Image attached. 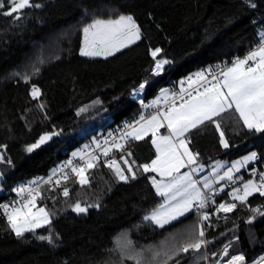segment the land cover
<instances>
[{
	"label": "trees",
	"instance_id": "16d2710c",
	"mask_svg": "<svg viewBox=\"0 0 264 264\" xmlns=\"http://www.w3.org/2000/svg\"><path fill=\"white\" fill-rule=\"evenodd\" d=\"M39 8L22 10L19 20L5 16L10 7L0 9V148L12 163L0 162L2 192L0 201L16 192L22 180L47 175L101 128L119 124L140 113L133 89L144 80L147 99L159 97L163 87L181 85L193 71L219 60L244 55L264 33V0H33ZM131 14L140 26L142 38L114 56L80 55L82 28L95 18L116 19ZM173 63L160 76L152 74L155 48ZM38 69V71H37ZM31 76L29 82L24 77ZM42 92L31 97V86ZM99 101L100 103H94ZM43 104L41 108L39 105ZM81 108L87 111L80 112ZM230 148L220 144L219 131L206 123L192 133L190 146L199 152V162L232 160L249 151L264 163V133L250 132L227 112L218 117ZM83 129L88 130L82 136ZM60 134L32 152L29 145L45 133ZM149 134L131 141L129 163L135 165L155 158ZM125 153L116 150L120 166ZM133 166L137 179L125 183L100 159L88 171L90 183L79 185L71 178L66 185L45 184L39 188L38 207L50 213L52 224L17 237L0 215V264H135L128 256H138L141 264H163L165 253L173 254L196 235L199 216L192 211L163 228L148 215L162 201L152 185L151 173ZM245 175L246 171L244 170ZM67 186L69 197L62 195ZM231 202V197H225ZM89 207L87 213L75 212L74 205ZM251 208L264 211V196H250L247 205L237 202L230 213L219 212L207 221V249L200 253H181L180 264H215L232 255L243 254L253 262L264 252V217L249 223ZM58 233L54 243L37 236ZM231 242L229 257L222 255ZM156 252L160 255L153 259ZM216 253V256L212 254ZM202 255H207L204 260ZM168 264H175L169 261Z\"/></svg>",
	"mask_w": 264,
	"mask_h": 264
},
{
	"label": "snow or ice",
	"instance_id": "6c2138e0",
	"mask_svg": "<svg viewBox=\"0 0 264 264\" xmlns=\"http://www.w3.org/2000/svg\"><path fill=\"white\" fill-rule=\"evenodd\" d=\"M251 7L256 8L253 0H245ZM10 5L3 12L5 16H13L16 20L21 18L22 10L29 8L42 7L41 4L34 3L33 0H7ZM5 8V0H0V9ZM83 44L80 49V55L86 57H109L128 48L142 38L140 26L131 14H121L116 19L95 18L91 23L82 28ZM258 43L251 48L243 58L236 57L231 64L225 63L223 66H216L215 71L212 68L201 70L181 81V84L187 83L188 88H181L179 95L169 94L168 90H161L165 101L164 107H160V97L152 101L147 107L155 108L147 117L141 115L135 124L126 125L127 131L123 132L118 138L113 137L111 143L104 140L103 146L99 141H93L99 154L92 152L77 151L72 155L79 156L82 164L73 165L72 160L65 162V165L59 169V177L56 176L57 170H53L52 175L46 181L42 178L27 182L24 185L13 189L19 199L10 203H0V215H2L10 229L17 237H24L25 233L35 234L36 230L52 224L50 213L45 207H37V199L43 198L39 190L41 183L60 186L66 185L71 178H75L79 185H88L90 183L87 175L88 171L97 167L101 156L105 159L104 165L114 172L119 181L125 183L137 179V172L133 170L135 161L129 163L132 157V151L126 150V145L131 141H141L151 135V144L155 148V159L150 163L135 165L143 173H158L160 179L156 176H149L152 185L157 194L164 197V203L158 208L153 209L149 215L144 217L145 221H151L157 226L163 228L166 224L178 220L186 213L193 210L199 212L206 209L210 203L214 204L217 192L224 191L225 187L231 186L228 196L232 202H222L217 206L216 212L230 213L237 208V202L241 205H247L248 198L254 193L264 196V172L259 173V179L244 180L242 176L235 177L234 173L239 172L241 168H246L251 161L258 159L256 152H251L241 160L232 162L227 170L219 175V169L224 167V163H217L213 169V176L197 178L196 174L205 167L199 163V152H193L189 148L192 142V133L199 130L206 123H211L219 131L220 144L224 149L230 148L229 139L225 137V132L221 128L218 117L227 112L238 114V119L242 122L245 129L250 132L264 133V33L260 34ZM163 49L157 47L151 50L150 55L153 58L154 66L151 72L155 76H160L166 71V66L173 62L165 57L158 56ZM38 71V69H37ZM210 77V78H209ZM25 82L31 80V76L24 77ZM148 80L141 82L137 88L133 89V95L143 92L148 85ZM191 89V90H189ZM31 97L38 99L41 95V89L32 84ZM179 100V103H177ZM94 103H100L95 101ZM41 108L43 104L39 105ZM80 112L87 111V108H81ZM164 129V133H161ZM59 132L45 133L40 136L36 143L29 145L27 152H32L51 140L53 136L59 135ZM6 146L0 145V148ZM85 145L84 148H89ZM113 149L125 153L121 156V161L126 165V169L120 166L114 157L108 159L109 153ZM0 162H6L11 165L10 158L5 157L4 152H0ZM68 168L69 171L64 169ZM187 169L186 171H181ZM251 172L256 173L252 168ZM71 173V175H70ZM3 173L0 172V177ZM203 180V183H201ZM241 181L239 187L234 186L236 181ZM218 181H227V183L218 188L214 187ZM35 185V187H33ZM25 194H27L25 196ZM70 190L67 186L62 188V195L69 197ZM89 207L99 208L100 204L82 207L80 203L74 205V211L77 213H87ZM249 210L253 215L249 223L254 221L257 216L264 217V211L260 207ZM210 213L202 212L200 223L196 229V235L190 237L182 243L176 251L169 255L165 253L163 264L174 261L180 264L176 257L181 253L187 254L190 251L200 253L202 249H207L209 240L205 238L204 222L210 220ZM211 227V225H207ZM54 236L58 233H52L49 230L48 235L37 236V239L47 240L54 243ZM229 247L231 242L223 249L222 255L229 257ZM160 255L156 252L153 259ZM216 256V253L212 254ZM204 260L207 255H202ZM135 264H141L138 256H128ZM219 264V261L217 262ZM225 264H246L245 256L241 254L232 255L225 261ZM253 264H264V256Z\"/></svg>",
	"mask_w": 264,
	"mask_h": 264
},
{
	"label": "built area",
	"instance_id": "2783aa9c",
	"mask_svg": "<svg viewBox=\"0 0 264 264\" xmlns=\"http://www.w3.org/2000/svg\"><path fill=\"white\" fill-rule=\"evenodd\" d=\"M257 43H258V41L255 42V43L252 45L251 48H253ZM251 48H250V49H251ZM246 53H247V52H246ZM246 53H245V54H246ZM245 54H244V55H245ZM244 55H242V56H235L234 58H236V57H240V58H241V57H243ZM234 58H233V59H234ZM233 59H231V60H229V59H225V60H219V61H216V62H214L213 64H210V65L205 66V67H201V68H199V69L193 71V72L190 73L187 77L192 76L193 74H195V73H197V72H200L201 70H205V69H209V68H212L213 71H215L216 66H223L225 63L229 64V66H230L231 61H232ZM187 77H186V78H187ZM186 78H185V80H186ZM209 78H210V77H209ZM185 80H184V81H185ZM182 87L187 89L189 86H188V84L185 82V83L181 84L180 86L170 88V89L168 90V92H169V94H171V93H175V94L179 95V93H180ZM189 90H191V89H189ZM144 93H145V92H144V90H143V92L139 93L137 96L135 95L136 101H137V103H138L139 106H140V113H138V114L135 115V116L127 117V118H125L123 121H121L119 124H116V125H114V126H109V127H106V128H101L100 130H98V131L96 132L95 135H93V137H92L91 139H89L88 141H86L85 143H83V144H81V145L79 146V151H84V152H88V153L95 152V153L99 154V150L95 148V144H94V142H93L94 140H95V141H99V142L101 143L102 146H103V143H104V140H105V139H107V140L109 141V143H111L113 137H117V138H118L123 132H125V131L128 130V129L126 128V125H128V124H135V122L140 118L141 115H144L145 117H147L151 112L155 111V108L147 107V105H150V104L152 103V101L156 100L158 97L151 98V99H147V98L145 97V94H144ZM159 97L161 98V99H160V107H164V103H165V101H164V99H163V96H159ZM177 103H179V100H177ZM85 145H90V147L87 148V149H85V148H84ZM115 152H116V149H113V151L109 153V157H108V159H111V158H113V157L115 158ZM101 158H102L103 161H104L105 158H104L103 156H101ZM68 160H72V161H73V165H78V164H82V163H83V161L81 160V158H80L79 156L73 157L72 154L69 155V156H68V157H67V158H66V159L60 164V166L56 169V170H57V172H56V176L53 177V179H56V178L59 177V174H60V173H59V169H60V167L63 166V165H65V162H67ZM258 160H259V158H258L256 161H253V162L250 164V166H248V167L245 169L247 178H253V179H255V180L258 181V179H259V173H260V172H264V163L261 165V164H259ZM252 168H255V169H256V173H255V174H253V173L251 172V169H252ZM64 170L70 172V169H68V168H65ZM52 173H53V172L48 173L47 175H39V174H36V175H34L31 179L20 181V182L17 184L16 188H17L18 186H21V185L26 184L27 182H30V181L36 180L37 178H42L44 181H46V180L48 179V177H49L50 175H52ZM70 175H71V173H70ZM45 184H47V183H41V184H40V187L43 186V185H45ZM240 185H241V181L237 180V181H236V184H235L234 186L239 187ZM33 187H35V185H33ZM230 191H231V186H229V187H225V188H224V191H222V192H217V194H216L215 197H214V198H215V201H216L214 204L210 203L209 206H208L206 209H202V210H200L199 212H197L196 210H194L195 213L199 216V218L201 217V213H202V212H208V213H210L211 215H213V214H218V213L216 212L217 206H218L220 203L225 202L224 198H225V197H229L227 193L230 192ZM26 195H27V194H25V196H26ZM18 199H19V196H18L17 193H15V194H13V195H10V196H8V197L2 199V200L0 201V203H10V202L15 201V200H18ZM231 202H232V201H231ZM211 215H210V216H211ZM204 224H205V238H206V233H207V221L204 222ZM261 256H264V253H262Z\"/></svg>",
	"mask_w": 264,
	"mask_h": 264
},
{
	"label": "rangeland",
	"instance_id": "374dc122",
	"mask_svg": "<svg viewBox=\"0 0 264 264\" xmlns=\"http://www.w3.org/2000/svg\"><path fill=\"white\" fill-rule=\"evenodd\" d=\"M102 19H105V18H102ZM90 23H91V22H90ZM82 44H83V38H82ZM249 50H250V49H249ZM249 50H248V51H249ZM248 51H247V52H248ZM241 58H243V57H241ZM161 90H168V88H167V87H163ZM161 90H160V91H161ZM160 94L163 96L162 91H161ZM136 96H137V95H136ZM87 131H88V130L83 129L81 135H82V136L86 135V134H87ZM164 131H165L164 129H161V133H162V134L164 133ZM189 148L192 150L190 144H189ZM77 151H79V147H78L76 150H74L73 153H74V152H77ZM192 151H193V150H192ZM193 152H194V151H193ZM251 152H254V151H249V152H247L246 154H244V155H242V156H240V157H238V158L232 159V160H227V159H215V160H213L212 162H210V163H208V164H206V163H202V162H199V163L203 164L205 167L203 168V170H202L201 172L197 173L196 176H197V178L208 177L209 179H211L212 176H213V169L216 168L218 162H219V163H224V167L219 169V175H222L223 172L227 170V167L231 166L232 162L237 161V160H241L243 157L247 156V155H248L249 153H251ZM73 153H72V154H73ZM154 159H155V158H154ZM150 162H151V161H150ZM150 162H146V163H150ZM251 163H252V161L249 162V164H251ZM249 164H248V165H249ZM121 167H123V168L126 169L127 166L124 167V166L121 165ZM244 169H245V168H241V169L239 170V172L234 173V178H235V177L242 176L243 179H244L245 181L248 180V179H253V178H246V176L244 175ZM133 170H134V169H133ZM186 170H187V169H182L181 171L183 172V171H186ZM134 171H135V170H134ZM0 172H1V171H0ZM151 176H156L157 179H160V176H159L158 173H151ZM253 180H255V179H253ZM1 182H2V177H0V193H1L2 190H3ZM201 183H203V180H201ZM226 183H227V181H218L217 184H216L214 187L218 188V187H220V186L225 185ZM254 194H255V193H254ZM164 200H165V198L163 197V198H162V201H161V202L155 207V209L158 208L161 204H163V203H164ZM225 202H226V201H225ZM37 207H38V206H37ZM193 211H194V210H193ZM150 213H151V212H150ZM150 213H149V214H150ZM190 213H191V212H190ZM149 214H148V215H149ZM187 214H188V213H186L185 215H187ZM263 253H264V252H263ZM261 255H262V254H260V255H259L254 261L259 260V258L261 257ZM254 261H253V262H254ZM253 262L249 263V262L246 261V264H253ZM208 264H211V263L209 262ZM215 264H217V263H215ZM219 264H225V262H219Z\"/></svg>",
	"mask_w": 264,
	"mask_h": 264
},
{
	"label": "crops",
	"instance_id": "0c3cea01",
	"mask_svg": "<svg viewBox=\"0 0 264 264\" xmlns=\"http://www.w3.org/2000/svg\"><path fill=\"white\" fill-rule=\"evenodd\" d=\"M161 89H162V88H161ZM160 93H161V91H159L158 96H162ZM252 162H253V161H252ZM249 165H250V164H249ZM249 165H248V166H249ZM248 166H247V167H248ZM247 167H246V168H247ZM246 168H245V169H246ZM245 169H244V170H245ZM244 175H245V172H244Z\"/></svg>",
	"mask_w": 264,
	"mask_h": 264
},
{
	"label": "water",
	"instance_id": "95a60500",
	"mask_svg": "<svg viewBox=\"0 0 264 264\" xmlns=\"http://www.w3.org/2000/svg\"><path fill=\"white\" fill-rule=\"evenodd\" d=\"M57 136V135H56ZM55 136H53L52 138H54Z\"/></svg>",
	"mask_w": 264,
	"mask_h": 264
}]
</instances>
